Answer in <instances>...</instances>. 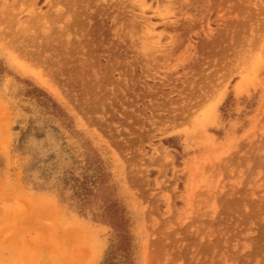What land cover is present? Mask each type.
<instances>
[{
	"label": "rangeland",
	"instance_id": "rangeland-1",
	"mask_svg": "<svg viewBox=\"0 0 264 264\" xmlns=\"http://www.w3.org/2000/svg\"><path fill=\"white\" fill-rule=\"evenodd\" d=\"M92 151L135 264H264V0H0V264H101Z\"/></svg>",
	"mask_w": 264,
	"mask_h": 264
},
{
	"label": "trees",
	"instance_id": "trees-1",
	"mask_svg": "<svg viewBox=\"0 0 264 264\" xmlns=\"http://www.w3.org/2000/svg\"><path fill=\"white\" fill-rule=\"evenodd\" d=\"M34 91L37 92L36 96L41 106L60 121L65 129L74 132L73 124L63 109L43 91L37 88ZM34 165L30 167V170L35 167ZM79 168L81 172L77 173ZM40 170L43 177L50 178L51 172H46L49 169L45 165ZM56 178V183L61 185V196L73 200L80 212L85 213L94 199L103 203L101 214L94 215V217L112 227L114 240L106 251L101 264H135L132 257V236L128 231L124 210L115 200L110 198L109 194H106L108 192L106 173L102 161L96 153L87 152L82 167L76 160L72 159L71 164L64 168L61 175ZM40 187L45 188L44 186ZM67 192L70 194L66 195Z\"/></svg>",
	"mask_w": 264,
	"mask_h": 264
},
{
	"label": "bare ground",
	"instance_id": "bare-ground-1",
	"mask_svg": "<svg viewBox=\"0 0 264 264\" xmlns=\"http://www.w3.org/2000/svg\"><path fill=\"white\" fill-rule=\"evenodd\" d=\"M243 78H244V77H243ZM237 81H238V80H237ZM241 81L243 82V80H240V82L238 81L237 83L235 82V84H234V87H235L234 89H235L236 92H239L240 89H241L240 86H242L241 84H243ZM245 82H246V80H245ZM245 82H244V83H245ZM243 87H244V86H243ZM246 87H247V86H246ZM241 91H242V90H241ZM241 91H240V92H241ZM51 94H52V93H51ZM56 96H57V95H56Z\"/></svg>",
	"mask_w": 264,
	"mask_h": 264
}]
</instances>
